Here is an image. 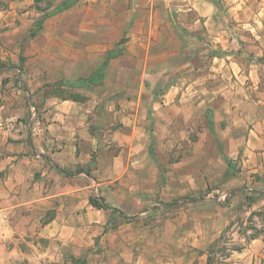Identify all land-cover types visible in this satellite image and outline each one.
I'll use <instances>...</instances> for the list:
<instances>
[{
    "label": "rangeland",
    "instance_id": "1",
    "mask_svg": "<svg viewBox=\"0 0 264 264\" xmlns=\"http://www.w3.org/2000/svg\"><path fill=\"white\" fill-rule=\"evenodd\" d=\"M191 1L196 7L191 6L188 18L182 21L176 19L182 10L168 8L164 0H155L152 7L149 0L33 3L31 29L35 20L54 13L44 20L46 27L42 26L35 36L26 37L29 41L27 52L31 54L26 63L32 71L31 77L22 76L15 82L27 84L26 81L32 80L35 84L33 82V86L25 90L16 85L6 86L11 77L0 73L1 95H21L25 97L22 105L34 106L35 110L42 105L33 96L58 95L74 100L85 107L92 118L93 114L100 118L90 119L92 123L88 120L89 131L93 132L117 128L116 113L124 110L126 116L127 110L135 108L138 101L137 121L147 132L146 147H135L128 152L110 147L108 150L114 155L120 152L115 168L108 170H113V176L107 179V174L103 177L96 172L92 179L95 181V202L114 208L113 211L102 210L105 216L95 238L97 245L111 238L108 234L116 233L115 239L127 241L128 257L143 262L157 264L185 259L195 264L201 254L207 252L210 264H215L230 250L239 249L243 238L255 234V231L247 234L243 228L254 229L257 221L264 225V215L257 220L240 216L233 230L228 226L219 235L214 229L209 232L213 241L206 245L203 236L208 231L207 214L226 207L240 190L231 187V176H236L237 169L224 155L222 146L217 150L209 141L205 147L207 156L200 149H191V143L201 137L199 134L208 131L204 136L205 144L212 137L209 129H212L214 117L209 108L211 103L202 104V111L192 110L194 123L187 129L186 139L176 142H166L169 138L163 136L162 130L165 123L152 115L153 105L165 98L163 96L172 86L184 89L190 77L195 76L194 70L185 72L189 69L187 64L191 63L195 69L199 64L207 65L205 73L212 75L213 65H231L235 55L242 62L264 64V0ZM8 10L9 3L0 1V34L11 28L3 17ZM7 40L10 41V37ZM20 48L22 52V46ZM177 50L181 54L174 56ZM0 51L7 54L0 61V67L5 66L7 71L13 65L22 67L25 63L21 54L17 64L12 62L15 48L4 46L1 41ZM64 59H75V72L68 80H60L57 75ZM39 66H50L57 80L48 83L41 80V74L35 73ZM93 75L90 83L70 85L77 79H89ZM185 79L188 82L184 84ZM213 81L215 78H209V82ZM209 82L208 86L215 90L217 83ZM215 92L209 95L214 96ZM209 95L199 94L191 100L199 101V96L207 99ZM16 106L19 107V103ZM93 161L96 162L94 156ZM217 193L226 194L227 201H218L214 196ZM99 250L97 246L95 252L98 254ZM81 261L82 258L75 259V262Z\"/></svg>",
    "mask_w": 264,
    "mask_h": 264
},
{
    "label": "crops",
    "instance_id": "2",
    "mask_svg": "<svg viewBox=\"0 0 264 264\" xmlns=\"http://www.w3.org/2000/svg\"><path fill=\"white\" fill-rule=\"evenodd\" d=\"M0 1L9 3V10L3 17L7 25L11 24L9 31L0 34V41L4 46L15 48L16 53L11 54L12 62L17 64L19 54L25 58L22 67L13 65L7 71L2 66L0 73L11 77L6 86L16 85V88L25 90L33 86V82L35 84V81L29 80L32 71L26 63L31 55L27 52L29 41L26 37L31 31L33 1ZM154 1L149 0L150 7L155 4ZM164 1L168 8L182 10L176 16L181 21L188 18L191 6L196 7L191 0ZM171 21L175 23L174 19ZM46 24L45 21L43 27ZM9 37L10 41L7 40ZM179 54L177 50L174 56ZM6 56L0 51V61ZM196 59L199 60L198 57ZM196 59L192 63L194 66ZM60 66L58 78H72L75 59H64ZM187 66L189 69L185 72L194 70L195 73L194 77H190L192 82L189 80L184 89L172 86L163 96L165 98L153 105L152 115L155 120L165 123L162 130L163 136L169 138L166 142H176L186 139L187 129L194 123L192 110L202 111V104L208 106L211 103L209 108L214 117L212 129H209L212 130V137L205 144L204 136L208 135V131L199 134L201 137L191 143V149H200L207 156L208 149L205 147L209 141L217 150L222 146L224 155L237 169L236 176H231V187L240 190L226 207L216 208L213 214H207L205 222L208 223V231L203 239L209 245L213 241L209 232L213 229L219 235L228 226L233 230L240 216H251L257 220L258 216L264 215V64L242 62L235 55L231 65H213V75L205 73L207 65L199 64L197 69L191 63ZM54 72L50 66L35 69V73L41 74L40 79H45L46 83L57 80ZM22 76L29 77L27 84L15 82ZM209 78H215V81L209 82ZM186 82L185 79L183 83ZM208 82L217 83L215 90L208 86ZM29 91L32 92L31 89ZM214 91V96L209 95ZM199 94L209 95V98L205 100L199 96V101L191 100ZM24 98L21 95L0 94V211L4 216L0 221V264H156L128 257L127 241L115 239L116 233L108 234L111 238L97 245L95 238L105 215L103 209L95 208L89 202L95 196L92 176L96 172L103 177L107 174V179L113 176V170H108L115 168L120 152L114 155L108 150L110 147L128 152L147 145V132L137 121L138 101L135 108L127 110L128 116L126 113V116L123 115L124 110L116 113L117 128L109 132H93L89 131L88 120L92 123L93 119L100 118H96L95 114L92 118V114L74 100L58 95L33 96L42 105L35 110L34 106L27 108L22 105ZM18 103L19 107L16 106ZM110 163L114 166L111 167ZM107 206L109 210H114L112 205ZM262 226L257 221L253 224L254 229L243 228L242 231L247 234L250 231H255V234L243 238L239 249L230 250L215 264H264ZM97 246L100 249L98 254L95 252ZM78 258L82 261L75 262ZM207 262V252H204L195 264ZM157 264L193 262L170 259Z\"/></svg>",
    "mask_w": 264,
    "mask_h": 264
},
{
    "label": "trees",
    "instance_id": "3",
    "mask_svg": "<svg viewBox=\"0 0 264 264\" xmlns=\"http://www.w3.org/2000/svg\"><path fill=\"white\" fill-rule=\"evenodd\" d=\"M32 1H33V3H34L35 5H38L39 3H41V2H43V1H45V0H32ZM66 6H67V5H65L63 8H66ZM52 14H54V13H51V14H45V15H43L40 19L35 20L34 25H33V28H32L31 31H30V37L35 36V34H36V33L42 28L43 23H44V20H45L47 17H49L50 15H52ZM105 64H106V63H105ZM93 78H94V75H93V77H90L89 79L80 78V79H77L76 82L71 83L70 85L81 86V85H83V84H87L88 82H89V83L92 82V81H93ZM89 202H90L91 205L94 206L95 208H98V209H105V210L110 209V207L107 206V205L99 206V205L95 202V200H94L93 198H90V199H89ZM207 264H210L209 259H208Z\"/></svg>",
    "mask_w": 264,
    "mask_h": 264
},
{
    "label": "built area",
    "instance_id": "4",
    "mask_svg": "<svg viewBox=\"0 0 264 264\" xmlns=\"http://www.w3.org/2000/svg\"><path fill=\"white\" fill-rule=\"evenodd\" d=\"M34 112V109L32 110ZM214 195V194H212ZM214 196H216L217 200L220 202H226L227 201V195L224 193H217ZM4 218L3 213L0 211V221Z\"/></svg>",
    "mask_w": 264,
    "mask_h": 264
}]
</instances>
